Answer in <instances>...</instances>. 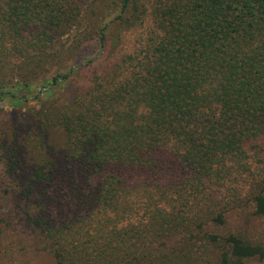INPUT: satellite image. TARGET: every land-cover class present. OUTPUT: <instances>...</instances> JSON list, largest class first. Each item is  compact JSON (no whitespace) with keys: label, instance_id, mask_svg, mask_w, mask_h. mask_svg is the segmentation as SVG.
<instances>
[{"label":"trees","instance_id":"1","mask_svg":"<svg viewBox=\"0 0 264 264\" xmlns=\"http://www.w3.org/2000/svg\"><path fill=\"white\" fill-rule=\"evenodd\" d=\"M87 1L0 0V101L38 103L0 121V156L11 175L28 162L31 220L56 264H159L156 254L171 256L156 242L185 225V207L224 223L202 186L249 171L264 151V0H112L105 22L84 14ZM111 24L146 30L111 71L64 95L96 60L83 61L84 44L105 48ZM65 176L71 201L55 216L51 189ZM252 202L264 218L262 189ZM206 238L223 244L225 263L264 258L239 235Z\"/></svg>","mask_w":264,"mask_h":264},{"label":"rangeland","instance_id":"2","mask_svg":"<svg viewBox=\"0 0 264 264\" xmlns=\"http://www.w3.org/2000/svg\"><path fill=\"white\" fill-rule=\"evenodd\" d=\"M87 1L83 7L84 14L94 19L102 18V21H108L115 15L112 0H91ZM109 6V7H108ZM113 9V10H112ZM146 27L137 26L125 29L122 25L111 24L107 33V42L105 48L99 47L96 40L89 41L88 46L84 44L82 48L83 61L94 59L91 65L82 66L75 69L72 76L74 83L68 85L64 92L70 97L74 94L77 87L87 86L91 78L101 74V71H111L114 63L119 61L125 53L131 52L135 45L143 39ZM68 56H64L62 60H53L60 69V66L70 63ZM74 59V58H73ZM50 62L47 64L46 71L55 70V66ZM84 88V87H82ZM85 90V88H84ZM63 96L54 92V97ZM47 95L44 99L47 100ZM36 99L30 98L27 102L16 105L7 98L0 101V121H11L14 116L25 118L24 114L33 108H37ZM264 139V138H263ZM264 150V140L261 142ZM254 150L249 153L253 154ZM253 159L249 158V171L237 172L225 176L223 180L216 182H208L206 186H202L201 194L209 197L221 199L220 208L224 212L226 218L224 223L213 225L209 223H199L194 221L192 212H186L185 207V225H180L174 234L164 240L156 242L157 246L163 249L164 253H169L171 258L167 261L165 258L158 257L159 264H229L223 261L222 251L224 246L222 243H212L207 240V234H215L218 237L234 234L264 247V218L254 213L252 193L263 190L264 193V151L262 154L257 153ZM0 156V264H56L53 261L51 253L45 244L40 227L36 226L31 216L34 215L33 198L29 197L28 183V162L23 163V170L20 175H11L6 170L5 160ZM259 180L255 181V178ZM64 178V179H63ZM62 177L59 180L61 187L59 190L51 189L52 212L57 216L59 209L56 205L59 199H64L70 203L71 199L68 195V182ZM55 184L57 181H54ZM210 183V184H209ZM234 193V194H232ZM230 196V198L228 197ZM190 197V194H189ZM232 202H225L226 199ZM202 205L197 204V208ZM218 204L215 206H202L204 213L209 211H218ZM36 211V210H35ZM170 212H177L174 209ZM200 212V211H199ZM192 216L187 220L188 216ZM182 227V228H181ZM222 242V241H221ZM165 243V244H164ZM158 247V249H160ZM170 262V263H169ZM242 264H264V258H248L243 260Z\"/></svg>","mask_w":264,"mask_h":264}]
</instances>
